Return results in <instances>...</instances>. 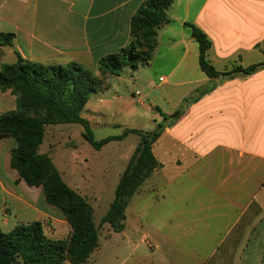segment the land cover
<instances>
[{"label":"rangeland","instance_id":"obj_1","mask_svg":"<svg viewBox=\"0 0 264 264\" xmlns=\"http://www.w3.org/2000/svg\"><path fill=\"white\" fill-rule=\"evenodd\" d=\"M184 1L179 0L180 7ZM203 1L191 0L193 8ZM194 46L197 48L195 42ZM163 47L160 44L157 48L150 62L152 67L143 65L138 71L124 67L117 76H105L103 89L99 92L108 102L97 105L102 114H92L91 107H88L90 111L85 108L81 112L89 122L95 141L121 135L125 129L152 132L159 124L164 130L170 128L173 124L171 116L178 110H186L199 97L202 89H196L192 94L191 86L178 84L188 80L199 82L205 77L194 56L197 51L190 50L176 72L169 74L168 69L175 62ZM257 60L264 62V54ZM215 65L220 70V66ZM160 77L166 81H159ZM223 79L229 77L223 76ZM255 80L264 82V74ZM208 87L209 84L202 88ZM97 99L95 95L91 97V106L96 105ZM231 103L236 105L235 108ZM247 104L249 109L245 115L237 98L226 101L219 96L212 103L209 99L204 100L201 110H194L182 125L185 132L193 131L197 135L190 141L196 147L193 154L185 153L182 146L169 142L166 136L153 145L158 167L129 200L122 232L112 231L101 220L140 138L131 134L95 150L82 137L81 125L47 126L42 150L51 149L56 169L62 173L64 182L93 210L99 247L86 264H192L196 243L199 264H204L207 261L205 253L213 247L223 246L226 228L234 221L242 224L238 223L241 218L237 211L232 214L231 221L212 216L221 212L220 207L228 200L222 195L229 187L223 180H246V185L233 196L241 197L237 201L241 205L239 210H247L249 214L264 203V94L247 98ZM13 108L15 104L9 102L0 104L2 113ZM227 146L234 150L226 152ZM240 150H245L244 159H239ZM186 156L189 157L187 160ZM202 180L211 182L204 184ZM205 209L209 210L201 214L198 222H191L195 218L190 213L179 216L180 212ZM253 223L258 227L257 233L264 231V217ZM177 225L211 229L207 233L186 236L176 232ZM177 236L180 238H175Z\"/></svg>","mask_w":264,"mask_h":264},{"label":"crops","instance_id":"obj_2","mask_svg":"<svg viewBox=\"0 0 264 264\" xmlns=\"http://www.w3.org/2000/svg\"><path fill=\"white\" fill-rule=\"evenodd\" d=\"M145 1L0 0V34L13 35L10 45H0V68L14 64L20 57L44 65H66L73 62L89 70L96 77H100L98 60L129 46L132 41L131 18ZM166 15L169 22L157 31V45L152 58L162 44L164 51H167V55L174 58L175 62L168 69L169 74L176 72L190 50L197 51L194 56L198 58V49L194 46L186 23L201 29L211 41L207 59L212 66L214 64L220 66V70L213 66L218 72L230 71L235 66L247 67L260 63L257 57L264 54V0H204L195 8L191 0H185L182 7L179 0H173L166 10ZM150 62L146 64L149 68L152 67ZM262 74L264 71L250 76L236 74L229 79H223V76L209 79L205 76L199 82L192 80L178 82V84L184 83L181 85L191 86L192 94L196 89H202V92L186 107V110L182 111L181 116L170 128L165 127L158 141H161L162 136H166L169 142L182 146L185 153L193 154L196 152V147L190 144V141H193L197 135L195 136L193 131L185 132L182 128L193 111L199 112L204 100L209 99L212 103L215 98L221 96L226 101L237 98L239 105L244 107L246 115L249 109L247 98L264 94V82L255 80ZM165 81L166 79L163 78L162 82ZM207 84L209 87L203 89L202 87ZM93 95L98 98V102L91 106ZM93 95L83 110L86 108L90 111L88 107H91L92 114H102L98 108L108 101L100 92ZM8 102L15 104L16 108L15 96L10 91H0V104ZM231 104L235 108L236 102ZM15 108L10 111H14ZM0 114L3 113L0 111ZM43 143L44 141L40 146V153L47 154L55 165L54 154L51 149L42 150ZM15 147L16 142L11 137L0 140L1 230L8 232L16 226L39 221L46 236L54 240L65 239L71 229L62 211L46 202L41 186L27 185L11 167V152ZM231 150L234 149L227 146L225 151L229 153ZM245 154V150H240L239 159H244ZM184 158L187 160L189 157ZM60 174L62 177L61 172ZM206 182L209 183L211 180H202V183L206 184ZM223 183L226 187L229 186L222 193L228 200L220 207L221 212L217 211L212 216L231 221L232 214L237 211L239 212L237 216L241 218V222L238 223L242 224H235L237 221H234V224L226 228L225 243L205 253L207 261L203 263L264 264V236H262L264 231L257 233L258 227L253 223L254 220L257 222V219L264 217V203L249 214L247 210H239L241 205L237 201L241 197L233 196L246 185V180H223ZM208 210L180 212L179 216L190 213L195 218L191 222H198L201 214ZM210 229L208 226L197 225L175 227L177 233L184 235L207 233ZM210 237L215 238L212 235ZM195 248L198 249L197 243L192 250L191 262L193 264L194 260V264H199L201 260Z\"/></svg>","mask_w":264,"mask_h":264},{"label":"trees","instance_id":"obj_3","mask_svg":"<svg viewBox=\"0 0 264 264\" xmlns=\"http://www.w3.org/2000/svg\"><path fill=\"white\" fill-rule=\"evenodd\" d=\"M172 3L173 0H146L139 7L130 21L131 43L98 60L100 77L77 63L44 65L20 57L14 64L0 68V91H10L16 100L14 111L0 114V140L11 137L16 142L11 152V167L27 185L43 188L46 202L62 211L71 229L67 238L54 240L46 236L39 221L16 226L8 232L0 228V264H86L99 247L92 207L64 182L52 159L39 151L47 126L81 125L82 137L95 150L131 134L140 138L101 220L114 232L125 229L129 200L158 167L153 145L164 127L159 124L152 132L125 129L121 135L95 141L89 122L81 112L90 97L103 89L106 75L117 76L124 67L136 71L151 61L157 31L169 22L166 10ZM185 26L197 45L198 67L207 78L250 76L264 71V62H260L247 67L235 66L227 73L218 72L207 59L211 41L206 34L193 24ZM12 38V34H0V45H10ZM181 113L178 110L171 116L173 123Z\"/></svg>","mask_w":264,"mask_h":264},{"label":"built area","instance_id":"obj_4","mask_svg":"<svg viewBox=\"0 0 264 264\" xmlns=\"http://www.w3.org/2000/svg\"><path fill=\"white\" fill-rule=\"evenodd\" d=\"M159 80L162 82L163 81V78H160Z\"/></svg>","mask_w":264,"mask_h":264}]
</instances>
